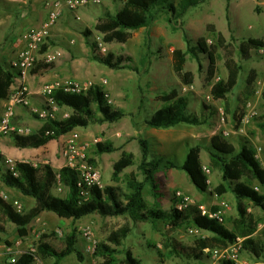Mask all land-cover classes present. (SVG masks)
<instances>
[{
	"label": "rangeland",
	"instance_id": "rangeland-1",
	"mask_svg": "<svg viewBox=\"0 0 264 264\" xmlns=\"http://www.w3.org/2000/svg\"><path fill=\"white\" fill-rule=\"evenodd\" d=\"M173 1L175 4L179 2ZM123 4L124 0L89 2L76 11L78 15L75 14L77 20L74 22L72 34L77 38L74 43L79 41L88 48V59L93 60V51L86 44V38L92 43H97L98 52L102 55L112 56V61L121 56L131 59H125L121 68L93 60L95 76L90 81H79L88 86L93 83L100 84L113 108L122 109L126 114L117 122L92 123L88 127L75 128L67 138L70 135L78 136L79 145L86 147L87 160L100 170L105 186H114L123 201L125 194L129 192L128 181L131 175L144 180L139 170L142 160L139 138L147 139L150 142L149 160L159 158L162 163V171L158 173L162 193L161 207L170 209L172 199L176 198L179 191L192 197L196 203L205 204L209 210L219 207L221 202H226L223 217L224 224L227 225L236 215V210L232 198L227 199L224 194L218 195L214 191L223 182V174L210 168L212 138L219 135L233 143L237 150L247 145L255 149L262 148L264 151V127H261V124H264V48L252 50L249 59H244L239 50L244 39H264V0H207L191 7L183 17L174 18L172 22L169 21L168 14H163L149 26L137 30L125 27L122 19L117 17ZM210 24H214L216 31L225 36L226 47L233 50V69L228 68L226 55L218 45L216 33L210 32L208 28ZM201 37H206L208 46L212 47L210 53L197 49ZM48 41L53 42L51 39ZM189 46L195 47L199 52L202 67L199 68L197 60L191 54L187 56L185 70L192 71L195 79L192 85L185 86L173 69V52L177 48L187 50ZM211 56L216 68L213 77L210 73L213 62ZM252 69L257 73L256 92L246 98L241 92ZM173 88H177L181 95L188 98V114L199 117L202 123H182L172 128L150 132L145 120L164 106L159 96ZM93 108L96 110L95 105ZM67 112L72 113V109L59 106L57 118L63 119ZM30 113L33 118L46 121L40 119L32 108ZM33 118L32 121H39ZM224 130L229 131L228 137H224ZM65 141L59 145L62 147ZM98 142L111 143L116 150L98 154ZM192 146L200 147L201 161L210 168L209 203L199 202L193 196L196 193L207 196L208 193L199 191L187 172L179 168L164 167L167 162L178 165L184 163ZM129 157L132 162L123 165L121 162H125ZM37 161L39 160L35 159V162ZM38 165L41 167L40 162ZM54 169L58 171L60 168ZM0 170L4 172L2 156ZM253 185L264 188L259 182H254ZM53 193L64 197L67 191L58 182L53 187ZM0 194L7 195V199L2 197L9 203L19 200L23 205L22 213L36 204L35 198L24 197L18 189L5 186L1 175ZM143 196L149 206L154 204L155 199L149 184L146 185ZM125 224H129L132 231L124 240L121 249H131L141 264H224L222 261H216L212 252L223 247L199 249V239H209L212 236L208 231L193 225L177 229L173 235L184 246V253L176 256L164 244V233L169 227L167 221L161 220L157 224L148 221L134 222L129 214L102 217L93 213L73 220L45 212L28 226V234L25 236H20L17 225L5 221L6 232H0V257L5 262L13 256L18 258L32 245L39 246L42 240L63 249L66 247L67 237L74 233L76 246L84 257L80 259L74 253L65 257L60 264H98L102 262V258L96 257L95 250L91 247L105 241L112 231ZM82 227L92 230V240L85 237ZM255 242L256 249H246L243 239L241 259L251 258L250 264H264V249L259 247L260 241L255 239ZM39 254L43 264H55L53 257H45L40 252ZM246 255L252 257H245ZM122 257L123 255L119 254L118 258Z\"/></svg>",
	"mask_w": 264,
	"mask_h": 264
},
{
	"label": "trees",
	"instance_id": "trees-1",
	"mask_svg": "<svg viewBox=\"0 0 264 264\" xmlns=\"http://www.w3.org/2000/svg\"><path fill=\"white\" fill-rule=\"evenodd\" d=\"M206 1L179 0L178 4H175L173 0H124L123 7L118 12L117 17L122 19L125 27L137 30L149 26L163 14H168V19L172 22L174 18L183 17L191 7H196ZM208 28L210 32L216 33L218 45L226 55L227 66L229 69H233L232 58L234 53L233 50L226 47L225 36L216 31L214 24H210ZM86 44L93 51L91 56L93 60L110 67L121 68L125 59L131 60L129 57L121 56L116 61H112V56H104L98 52L97 43H92L89 38H86ZM263 48L264 39L261 38L244 39L239 46L240 54L244 59H249L252 56V50ZM197 49L204 53H210L212 47L208 46L206 37H201ZM189 54L197 60L199 68L202 67L201 57L195 47L189 46L187 50L177 48L173 52V69L185 86L192 85L195 79L192 71L185 70ZM211 57L213 61V56ZM215 71L213 61L210 69L211 77H213ZM14 78L15 73L11 68L0 63V98L9 97ZM256 78V70L252 69L245 88L241 92L243 97L249 98L255 95ZM54 98L59 106L72 109V113L64 119L44 121L43 126L30 135L12 133L11 137L16 146L21 148L44 146L51 140H58L75 128L88 127L92 123L117 122L126 114L122 109L113 108L106 98L103 87L96 83L91 84L87 91L79 94L66 93L62 89H58L54 93ZM159 98L164 102V106L157 109L145 120L148 127L168 129L182 123L190 125L202 123L199 117L188 114L189 100L186 96L181 95L177 88L162 93ZM94 105L96 110L93 108ZM261 127H264V124H261ZM139 142L142 147V160L139 164V170L143 174L144 180L141 181L137 179L136 175H131L128 181L129 192L125 194V201L121 199L114 186H105L104 189L93 187L91 197L80 204V193L77 186L78 174L74 169L67 166L57 171L50 165L35 168L26 163H19L20 177L17 178L0 170L1 179L6 185L17 188L23 194L36 199V204L30 210L22 213L16 211L11 203L0 196V232H6L5 221H10L17 225L20 236H25L28 234V226L44 211L54 212L61 218L73 220H79L93 213H97L102 217L129 214L134 222L148 221L157 224L161 220L167 221L169 227L164 233V244L176 256L184 253V246L174 237L173 233L181 227L190 225L212 234L209 239H199L198 245L201 250L226 247L235 241L237 237L244 238V248L256 249V242L252 234L257 228V223L253 215L248 212L247 202L264 211V194L258 192L253 185L254 182L264 185V168L256 159L255 148L243 145L241 149L237 150L233 143L219 135L212 138L210 168L219 170L223 174V182L214 191L218 195L232 192L237 199L238 217L233 221V228L228 229L224 222L219 219L203 215L198 204H189L180 210L176 208L178 200L174 197L172 207L163 209L161 207L160 198L162 193L158 179V173L162 171L161 159L149 160L150 142L143 137L139 138ZM96 147L98 154L116 150V147L111 143L98 142ZM125 160V162H121L123 165L132 162L130 157ZM167 163L164 166L167 169L179 168L187 172L199 191L205 192L209 189V176L204 171L199 146L190 147L184 163L179 165L173 162ZM58 182L67 191L64 197L53 193V187ZM147 184L151 186L152 195L155 199L152 206L148 205L143 196ZM218 210L219 207L217 206L212 208L213 212ZM263 218L264 215L260 217V219ZM131 231L132 227L125 224L112 231L105 241L98 243L95 256L102 258V262L98 264H141L131 249H121L124 240ZM76 244V236L72 233L67 237L66 247L63 249H58L43 240L40 241L38 249L43 256L53 257L55 264H60L65 257L74 253L80 259H83L84 256ZM263 246L264 244L260 243L259 247L262 250L264 249ZM119 254L123 255L121 259L118 258ZM32 260L33 255L26 252L18 257L15 264H31ZM223 263L234 264L225 261Z\"/></svg>",
	"mask_w": 264,
	"mask_h": 264
},
{
	"label": "crops",
	"instance_id": "crops-1",
	"mask_svg": "<svg viewBox=\"0 0 264 264\" xmlns=\"http://www.w3.org/2000/svg\"><path fill=\"white\" fill-rule=\"evenodd\" d=\"M47 1L48 0H0V63L11 68L14 73L15 70L12 67V63L16 61L18 53L23 47L21 36L28 29L39 27L46 19L48 9L45 4ZM75 14L78 15L76 11H63L58 22L51 29L49 40L51 39L53 42L48 41L38 53L37 63L30 71L27 78L32 91L31 106L23 107L17 105L15 107L13 123L17 126L29 127L30 133L27 135L37 132L43 126L44 121L33 118L30 113V108L32 106H43L45 99L42 96L41 91L45 84L68 80L82 82L87 80L90 81L93 76H95V73L93 72L94 61L86 57V55L89 54L88 48L79 41L76 43L73 42L77 39L72 34V32H74L72 31L74 22L77 20ZM57 48H61L64 51L62 58L54 63H45V54ZM8 100L9 98H0V120L5 110V106L8 104ZM67 114L70 115L71 113L67 112ZM31 118L41 122H34ZM64 118H67L66 114H64L63 119ZM156 130L158 129H149L150 132H155ZM68 134L61 136L58 140H51L44 146L21 148L15 145L11 133L8 137H2L1 146L4 155L12 156L17 160L23 159L35 162V159H38L39 161H37V163L40 162L41 166L50 165L53 168H62L63 158L60 153L61 146L59 143L62 145ZM203 165L205 164L203 163ZM5 186L14 188L6 184ZM205 193H208V195L205 196L202 193H196L193 194V196L198 199L199 202L209 203L211 201V194L208 190L205 191ZM23 196L32 197L25 194H23ZM224 197L227 199H233L232 202L236 210V215L231 223H228L227 225L225 224L228 229H232L233 221L238 217L237 199L232 192L224 193ZM247 203L248 212L253 215L254 220L257 223V228L252 234V237L260 241L263 245L261 241L264 242V218L260 219V217L264 215V211L259 207L252 206L250 202ZM45 212L50 211H44L42 213ZM50 213L55 214L54 212ZM210 235L212 234L210 233ZM245 257H252V255H246ZM248 259L242 260L240 256V261L237 264H250L249 261H251V258Z\"/></svg>",
	"mask_w": 264,
	"mask_h": 264
},
{
	"label": "built area",
	"instance_id": "built-area-1",
	"mask_svg": "<svg viewBox=\"0 0 264 264\" xmlns=\"http://www.w3.org/2000/svg\"><path fill=\"white\" fill-rule=\"evenodd\" d=\"M92 1L99 2V0H48L45 4L46 8L48 9V15L46 19L39 27L30 28L21 36L23 47L20 49L16 61L12 63V67L15 70V78L10 88L8 104L6 105L0 121V156L3 157L4 172L12 175L13 177H20V172L18 171L19 163H26L35 168L39 167L37 162L17 160L12 156L4 155L1 146V139L4 135H8L13 132L19 135H27L30 133L29 128L13 124L15 107L17 105H22L24 107L31 106L32 91L27 81L28 75L37 62L39 51L50 38L52 27L56 25L63 11H78V9ZM63 54L64 51L61 48H57L47 52L44 56V59L46 63H54L61 59ZM90 86L91 85L88 86L85 83L79 82L77 80L55 81L52 83H47L43 86L41 91V94L45 99L44 105L41 107L32 106L31 108L40 119H58L57 112L59 111V105L54 98L55 91L62 89L66 93L79 94L87 91ZM108 101L111 102L109 99ZM66 116L68 117L69 114H66ZM223 134L224 137H228L230 135L229 131L227 130H224ZM77 137L78 136L76 135H70L65 141L64 145L61 147L60 153L64 161L63 167H70L78 174L77 186L80 193V204H82L91 197V189L93 187L104 189L105 184L100 170L87 160L86 147L79 145ZM256 159L264 168V151L262 148H256ZM204 171L208 174L210 172V168L204 165ZM208 182L210 183V178L208 179ZM255 189L258 192L264 194V188L262 189L259 186H255ZM2 196L7 199V195ZM176 199L178 200L176 203V208L180 210L189 204H198L192 197L181 191L176 193ZM11 204L16 211H23V205L19 200H14L11 202ZM198 206L201 209L203 215H208L209 217L217 218L221 222H224L223 207L225 208L227 206L226 202H221L217 212L209 210L205 204H198ZM81 230L87 239L92 240L93 232L90 228L82 227ZM91 248L95 250L96 244H94ZM242 249L243 238L237 237L235 241L226 247L214 249L212 251L213 258H215L216 261H225L237 264L240 261ZM26 252H29L33 255L31 264H43V260L40 257L37 245H32ZM17 259V257L13 256L5 262L0 257V264H15Z\"/></svg>",
	"mask_w": 264,
	"mask_h": 264
}]
</instances>
